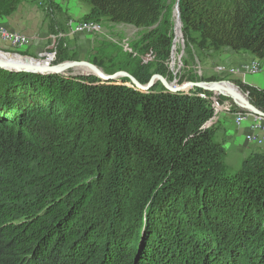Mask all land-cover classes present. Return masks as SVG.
<instances>
[{
    "label": "trees",
    "instance_id": "1",
    "mask_svg": "<svg viewBox=\"0 0 264 264\" xmlns=\"http://www.w3.org/2000/svg\"><path fill=\"white\" fill-rule=\"evenodd\" d=\"M82 1V23L143 31L134 48L155 60L153 72L142 59L120 70L141 85L173 80L171 10L160 0ZM17 2L0 0V13ZM176 7L186 48L264 60V0ZM128 85L0 70V264H264V153L228 174L204 127L213 111L200 95L211 93ZM235 85L264 112V89Z\"/></svg>",
    "mask_w": 264,
    "mask_h": 264
},
{
    "label": "rangeland",
    "instance_id": "2",
    "mask_svg": "<svg viewBox=\"0 0 264 264\" xmlns=\"http://www.w3.org/2000/svg\"><path fill=\"white\" fill-rule=\"evenodd\" d=\"M160 2L165 10H171L173 44L172 54L170 55L167 67L173 80H168L169 84L180 86L190 82H207L205 81L206 79L213 77L216 79V81H213L215 83L227 82L236 86L235 82L239 81L236 78L237 76L227 74L230 66L220 61L214 51H200L193 46L186 48L182 35L180 36L179 43L175 46L173 13L176 8V0H160ZM86 5L82 0H18L13 13L8 16L0 13V26L8 31L26 35L28 40L31 39V44L16 50L0 40V49L13 53H25L26 56L32 59L42 61L44 60L43 53L54 45L56 51L54 64L58 62L56 59L59 49V57L71 58L73 59L71 61L91 63L94 58L98 60L102 59L105 66L113 70L114 73L123 71L120 69H132L135 63L142 59L146 64L147 70L152 73L155 67V60L146 57L142 58L143 55L134 48V45L139 41L143 33L140 29L128 25L114 24L104 18L97 20L96 23L93 22L95 26L100 28L99 33L68 35L67 26L70 22H73V24H85L81 21L88 12L83 17L78 18L77 21H69L68 19H70L71 15L80 16L83 10H85ZM56 31L58 33L54 34ZM61 34L65 36L59 38L58 36ZM79 36L87 39L89 49L77 54L75 44L77 42L76 38ZM78 55L81 57L84 55L83 59H79ZM67 61L69 60L64 62ZM218 67L223 68V71L220 73L215 72V69ZM82 69L84 68L69 70L65 76L74 77L75 72ZM75 76L80 75L76 74ZM180 79L183 81L181 84L178 83ZM211 94L207 99L210 101V105L212 104L210 99L214 98L219 106L224 108V112H219L216 115L217 121L210 128L213 132V140L221 144L225 149L224 165L227 173L233 174L240 169L242 160L248 155V153L242 154L241 152H237L238 147L244 144L243 142H245L246 146L251 147V151L264 153V149H262L263 146L246 142L245 138L250 131L251 118L237 127L233 124L232 115L243 110L231 98L219 93L211 92ZM222 130L226 136L220 140L219 135H221Z\"/></svg>",
    "mask_w": 264,
    "mask_h": 264
},
{
    "label": "water",
    "instance_id": "3",
    "mask_svg": "<svg viewBox=\"0 0 264 264\" xmlns=\"http://www.w3.org/2000/svg\"><path fill=\"white\" fill-rule=\"evenodd\" d=\"M40 60L32 59L26 55H22L21 53L17 52H8L3 51L0 49V70L10 72V73H27V74H41V75H50V74H57L65 76L66 73L68 74L69 70L75 68H85L89 70L90 74H77L80 76L87 75V76H95L100 79L102 82H115L121 78H126L130 81L131 85L134 86L136 89L149 92L156 83H160L162 87L171 93H180V92H188L190 89H200L204 92H214L218 91L219 94L223 96H227L222 94L220 89L227 90L234 94L233 102L243 111H246L256 117H260L264 119V112L260 109L256 108L252 105L247 96L242 93V91L231 83L227 82H199V83H185L180 86L174 84H168L166 79L162 76L154 74L151 76L148 84L141 85L136 79H134L130 74L124 71H120L114 73L112 75H107L103 72L102 69L99 67L85 62V61H67L61 62L54 65H45L41 63H34L39 62ZM74 74L73 76H75ZM232 87H235L238 92L234 91ZM216 93V92H214ZM228 97V96H227Z\"/></svg>",
    "mask_w": 264,
    "mask_h": 264
},
{
    "label": "built area",
    "instance_id": "4",
    "mask_svg": "<svg viewBox=\"0 0 264 264\" xmlns=\"http://www.w3.org/2000/svg\"><path fill=\"white\" fill-rule=\"evenodd\" d=\"M68 35L72 34H85V33H99L100 28L95 26L94 23H85V24H73L70 22L67 26ZM65 35H59L58 37H63ZM0 40L4 41L7 45L11 48L16 50L24 48L28 44H31V39L28 40L26 35L18 33V32H11L6 30L4 27L0 26ZM44 54V63L46 66L52 65L55 62L56 51L54 45L49 48ZM168 63V62H167ZM166 63V64H167ZM261 65L258 62H253L249 65H241L237 68H229L227 70V74L232 76H237L241 74H249V75H256L261 72ZM223 71V68L218 67L215 69V72L220 73ZM201 98L208 99L204 95H200ZM212 101L211 108L214 111L211 118L205 123L204 127L210 129L212 125L217 121V114L219 112H224V108L220 107L217 101L214 98L210 99ZM251 118V125L249 127L250 131L246 135V142L250 144H257L258 146H264V119L260 117H256L246 111H238L233 113L232 121L237 127L241 126L247 119Z\"/></svg>",
    "mask_w": 264,
    "mask_h": 264
},
{
    "label": "crops",
    "instance_id": "5",
    "mask_svg": "<svg viewBox=\"0 0 264 264\" xmlns=\"http://www.w3.org/2000/svg\"><path fill=\"white\" fill-rule=\"evenodd\" d=\"M88 6L86 5L85 10H83V13H81L80 16H74V15L70 16L69 15L70 20L77 21L78 18L83 17L90 9V7H88ZM76 39H77V42L75 44V47L77 50V54L80 52L81 53L85 52L87 49H89V44H88L87 39L85 37L79 36ZM215 53L217 54L216 57H218L220 61L228 64L230 66V68H237V67H240L241 65H249L253 62H258L261 65V69H262L260 73H258L257 75H254V76L249 75V74H241V75H237L236 78L239 81H241L243 84H246L249 86H254V87L259 88V89H264V60H257L253 55H251L248 52L235 53L232 50H230L229 48H223L220 51L215 52ZM78 57H79V59H81V58L83 59L84 55H83V57L78 55ZM219 136H220V140H222V138H225V136H226L225 132L222 130V133ZM243 143L244 144H241L242 146L238 147L237 152H239V153L241 152L242 154L249 153L251 151V147L246 146L245 142H243ZM262 149H264V146L262 147Z\"/></svg>",
    "mask_w": 264,
    "mask_h": 264
},
{
    "label": "bare ground",
    "instance_id": "6",
    "mask_svg": "<svg viewBox=\"0 0 264 264\" xmlns=\"http://www.w3.org/2000/svg\"><path fill=\"white\" fill-rule=\"evenodd\" d=\"M173 22H174V26H175V34H174L175 35V40H174V43H175V46H176L179 43V39H180V36H181V32H180V22H179V18H178L177 7L175 8L174 13H173ZM34 63H39L40 64V62H34ZM75 73L76 74H90L91 72L89 70H87V69L84 68V69H82V70H80L78 72H75ZM167 83L169 84L168 81H167ZM232 89L234 91L238 92V90L235 87H232ZM214 92L218 93V91H214ZM219 92H221L224 95H227L231 99H233V97H234V94L231 93V92H228L227 90H223V89L221 90L220 89Z\"/></svg>",
    "mask_w": 264,
    "mask_h": 264
}]
</instances>
